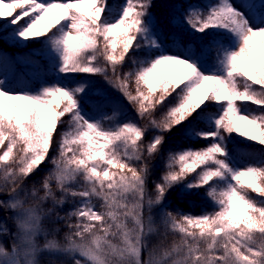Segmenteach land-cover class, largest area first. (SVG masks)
I'll list each match as a JSON object with an SVG mask.
<instances>
[{
	"label": "snow or ice",
	"instance_id": "6c2138e0",
	"mask_svg": "<svg viewBox=\"0 0 264 264\" xmlns=\"http://www.w3.org/2000/svg\"><path fill=\"white\" fill-rule=\"evenodd\" d=\"M237 2L181 3L183 23L204 40L177 54L165 48L155 0H0V32L42 43L22 70L0 56V212L15 214L16 229L0 217V236L12 237L0 264H264V152L243 163L230 148L234 135L264 148V0ZM9 71L40 85L13 91ZM77 75L103 77L136 119L116 122L126 111L99 89L102 102L86 101ZM57 134L52 169L27 190ZM178 186L203 189L215 210H169Z\"/></svg>",
	"mask_w": 264,
	"mask_h": 264
},
{
	"label": "trees",
	"instance_id": "16d2710c",
	"mask_svg": "<svg viewBox=\"0 0 264 264\" xmlns=\"http://www.w3.org/2000/svg\"><path fill=\"white\" fill-rule=\"evenodd\" d=\"M123 0H113L114 5H119L122 3ZM197 3V6L204 9L208 4L216 3V0H155L156 7L153 9L156 16L159 17L162 25L164 26V31L166 34L165 43H176L177 41H181L185 48L191 43L193 47L202 44L204 38L201 37L200 34L193 32L192 30H189V27L183 23V15L185 8L179 7L181 3L185 4V7L188 4ZM165 3H176L177 7L175 9H166L164 7ZM177 14L180 17L179 23H170L169 22V15L170 14ZM6 21L0 20V25H6ZM13 28L12 27H6V29L2 32H0V56L6 57L10 63H15L16 68L18 70H22V66L18 63V61L21 58H24L31 54L32 50L35 48L42 47V43L39 41H29L26 46H21L19 43H14L11 38L10 34L12 33ZM212 35H216V33L212 32ZM127 65L125 66V71L127 70ZM46 82H53L54 77L49 75L43 78ZM82 79H88V89L87 94L85 96L86 101L93 100L97 98H103L101 96H95L93 93L99 89L101 90L106 96L113 95V102L118 103L122 106V108L126 111V115L118 117V120L116 122H119L123 120L127 115L132 116L134 119H136L135 116V109L132 105L128 104V102L125 100V98L118 92L113 90L109 87V85L104 81L103 77L101 76H83V75H77L75 77V80H82ZM8 82L9 87L13 91H22V90H31L35 91L39 85L40 80L37 79H28L24 78L21 79L19 77V71L17 72V76L14 78L12 75V72L9 71L8 74ZM86 110L91 111L88 105H85ZM245 108L250 111H259V109H256L255 106L252 105H245ZM105 111L111 113L112 107H106ZM95 114V113H93ZM159 115V113L157 114ZM114 122H105V127L111 126V124ZM137 123L140 125H143L146 123V121L143 120H137ZM66 128V125L59 129V132H63ZM60 140L59 134L55 136L56 144L53 145L48 160L41 166V168L32 175L28 180L25 181V188L27 190H30L34 185L35 187H40V181L43 179V177L52 169L51 159L52 157H55L57 155V146ZM174 143H191L189 141H181L179 139L174 140ZM195 147H199V144L194 145ZM230 148L232 150V154L237 159H240L243 161V163H254L257 158H259V155L261 152H264V148H262L259 145L250 144L248 142H241V138L237 136H233L231 142H230ZM244 149H251V151L246 154L241 152V150ZM151 165L154 168L152 179H157L164 168L163 161L160 159H157L155 161L151 162ZM182 186H178L176 189H174L169 198L168 203L170 204L169 210L176 211L179 210L181 212H190L193 215H200L203 212H212L215 210V206L213 203L204 195V190L201 189L198 192L193 193H185L181 190ZM149 194L152 195V185L149 184ZM23 197V194H22ZM97 208H99V202H96ZM73 207V202L69 201V203L66 205V209H71ZM7 212V211H4ZM64 213H61L63 215ZM11 217V215H10ZM62 235V233H61ZM11 236L10 235H2L0 236V243L5 245V247L8 246L10 243ZM169 240L172 239V236L170 235L168 237ZM144 259H147V253L143 256Z\"/></svg>",
	"mask_w": 264,
	"mask_h": 264
},
{
	"label": "rangeland",
	"instance_id": "374dc122",
	"mask_svg": "<svg viewBox=\"0 0 264 264\" xmlns=\"http://www.w3.org/2000/svg\"><path fill=\"white\" fill-rule=\"evenodd\" d=\"M233 3H236L237 4V7H239L240 6V4L237 2V0H233ZM193 8H195V7H193ZM175 44V43H174ZM174 44H169V45H165V48H166V50H169V51H173V52H175V53H177V54H182V52H183V49H184V46H183V44L182 43H180L181 44V47H179V48H176V47H173V45ZM87 82L86 81V79H83V80H75V78L71 81V83H78V82ZM107 97V99L108 100H110V101H112L113 102V97L114 96H112V95H108V96H106ZM95 101H103V98H101V99H96ZM109 106H111V105H109ZM91 110V109H90ZM104 111H105V109H104ZM127 118H132V117H127ZM126 118V119H127ZM251 151V149H244V150H241V152H243V153H246V154H248L249 152ZM10 215H11V217H10ZM15 214L14 213H11V212H0V217H2L3 218V220L7 223V227L12 231V232H15L16 231V229H15V226H14V223H13V216H14ZM12 238V237H11ZM11 240V239H10ZM5 246V245H4Z\"/></svg>",
	"mask_w": 264,
	"mask_h": 264
}]
</instances>
